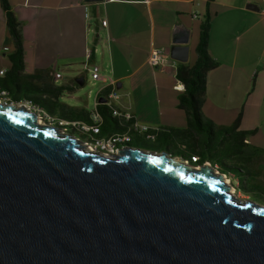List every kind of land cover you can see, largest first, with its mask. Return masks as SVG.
Returning <instances> with one entry per match:
<instances>
[{
  "label": "water",
  "instance_id": "obj_1",
  "mask_svg": "<svg viewBox=\"0 0 264 264\" xmlns=\"http://www.w3.org/2000/svg\"><path fill=\"white\" fill-rule=\"evenodd\" d=\"M188 34L172 31L178 63ZM214 168L139 148L106 158L0 105V264H264V207Z\"/></svg>",
  "mask_w": 264,
  "mask_h": 264
},
{
  "label": "crops",
  "instance_id": "obj_2",
  "mask_svg": "<svg viewBox=\"0 0 264 264\" xmlns=\"http://www.w3.org/2000/svg\"><path fill=\"white\" fill-rule=\"evenodd\" d=\"M8 3L19 25L23 74L35 78L31 83L66 86L59 85L62 74L67 78V71L75 72L76 78H83L82 72H87L88 65L99 56L103 71L92 74L112 79L116 89L123 91L117 107L131 113L134 122L151 132L186 126V114L178 107L183 90L176 79L178 62L170 58L172 31L177 25L188 29L186 63L191 66L188 61L194 64L196 60L199 24L207 14L208 54L217 67L206 76L202 116L218 130L230 127L240 115L238 130L250 133L245 150L252 155L243 161H230L231 166L244 171L228 178L234 195L245 199L252 193L247 187L250 183L264 185V0H214L209 4L207 0ZM82 4L88 9V18ZM102 21L106 27L101 26ZM154 49H162L166 57L158 68L149 64ZM13 50L0 5V79L10 69L8 56Z\"/></svg>",
  "mask_w": 264,
  "mask_h": 264
},
{
  "label": "trees",
  "instance_id": "obj_3",
  "mask_svg": "<svg viewBox=\"0 0 264 264\" xmlns=\"http://www.w3.org/2000/svg\"><path fill=\"white\" fill-rule=\"evenodd\" d=\"M212 1L214 0H207V4ZM0 5L5 13L7 31L14 46L13 52L8 56L11 65L10 69L0 79V88L7 90L12 100L29 101V103L37 106L44 113L46 112L50 118L59 119L54 121L52 118L55 126H58L56 124L59 121L67 123L81 122L92 125V119L87 110L68 107L58 102L62 92L72 90V87L76 86L75 84L72 87H53L48 84H34L31 83L35 79L34 77L23 74V49L19 25L12 13L8 0H0ZM209 28L210 18L205 14L199 24L198 42L195 48L196 60L194 64L189 66L187 63H178L176 68V79L183 86V90L179 93L178 97V107L186 114V126L183 129L177 130H158L154 135L153 141L156 143L162 139L167 142L174 140L177 142L176 146L173 150H167L173 157H181L185 161L192 163L190 165L193 167L208 162L220 174L229 178L235 177V174L237 175V173H243L244 171L231 165L228 166V161L229 163L236 160L243 161L246 157L252 155L250 154L251 152L248 153L245 150V140L250 133L238 130L240 115H238L230 127L219 128L218 130L215 129L210 121L205 120L202 116L201 107L205 96L206 76L208 72L217 67V63L208 54ZM23 78L27 80L26 83ZM106 92L105 90H101L97 94V101L103 100ZM97 111L102 118V122L95 134L92 132L81 134L71 129L70 125L63 126L66 129L64 134L74 136L77 133L82 140L107 138L112 134L129 137V142L118 146L137 145L142 143V138L146 139L147 134L139 135L136 131L134 133L125 132L127 130V123L113 118L104 105L99 104ZM130 135H132V139ZM193 158L198 159L193 161Z\"/></svg>",
  "mask_w": 264,
  "mask_h": 264
},
{
  "label": "rangeland",
  "instance_id": "obj_4",
  "mask_svg": "<svg viewBox=\"0 0 264 264\" xmlns=\"http://www.w3.org/2000/svg\"><path fill=\"white\" fill-rule=\"evenodd\" d=\"M196 27H198L197 21H196ZM165 54H169V50H166ZM191 59H192V56H191ZM101 62H102V58L99 56L96 57L94 62H92L88 65V71L82 72V76L85 79L84 85L82 87L74 86L72 90L63 91L58 102L60 104L66 105L68 107L83 108V109H85L91 113V111L93 110V107H94L96 95L101 91L102 86H103V84L101 82L93 81L91 79V75H92L93 71H96V72L98 71V74L99 75L101 74V72L103 71L99 67ZM188 63L190 65H192L193 60H189ZM104 65L105 64H103L102 66H104ZM66 75H67V78L64 74H62L61 83L59 85L64 84L66 86H68V85L73 86L74 80L76 78L75 72H74V74H68V71H67ZM0 78H1V76H0ZM125 84H126L125 88H128L127 82ZM122 93H123L122 90H117L118 95H120ZM74 136L76 138L80 137V135L77 133ZM130 136L132 137V135H130ZM247 138H249V136ZM79 140L82 141V139H80V138H79ZM141 141H142V143L137 144V147L139 149H141L143 151H150V152H156V153H163V152L167 153L168 149L173 150V148L177 144V142L174 140L167 142L164 139L159 140L156 143L153 140H148V139H144V138H142ZM154 149H155V151H154ZM187 164H189V162ZM190 164H192V163H190ZM227 164H228V166L230 165L229 161ZM195 167H198V166H195ZM247 187H248V189L252 190V193L249 194L248 197H246L244 200L255 203L258 206L264 207V185L255 186L254 184L250 183Z\"/></svg>",
  "mask_w": 264,
  "mask_h": 264
},
{
  "label": "built area",
  "instance_id": "obj_5",
  "mask_svg": "<svg viewBox=\"0 0 264 264\" xmlns=\"http://www.w3.org/2000/svg\"><path fill=\"white\" fill-rule=\"evenodd\" d=\"M104 2H115L116 0H103ZM84 10V16L85 18H88V9L85 5L82 4L81 6ZM196 18V17H195ZM101 26L102 27H106V22L102 21L101 22ZM166 62V57L163 56V50L162 49H154L151 51L150 53V58H149V64L152 68H158L161 67L164 63ZM91 78L93 80H99L101 81L103 84H105V88L103 90L107 91L106 95L104 96L103 100L104 103H100L99 101H97V99L95 100L94 103V107L93 110L91 111L92 113V125H90V127H97L99 126V124L102 122V118L100 116V114L97 111V106L99 104H102L105 106V108H107V110L109 111V113H117L118 116L121 118V120L127 122V130L125 132H133L135 130H142L145 131V133L149 136H154L156 132H151L148 127L146 126H141L139 124H137L136 122H134L133 116L131 113L126 112V111H122L117 107L118 101H119V95L117 94V89H116V83L112 80V79H104L102 77H100L97 74H92ZM178 88V86H177ZM2 93H4V95L7 96V103H0V105H11L17 108H24L25 110H27L30 113H33L36 115V118L39 120V122L41 123V125H45V126H50L52 127V125H49L45 122V120H43L42 118H40L39 115H37L36 111L32 110L31 108H27L23 106V101H14L12 100V98L9 96V93L2 91ZM79 125H82L81 122H78ZM56 125H61L62 124H56ZM90 127H87L88 129H90ZM124 132V133H125ZM62 134H63V128H62ZM117 135L112 134L111 137L106 138L105 140H112L113 137H115ZM84 148L92 153H98L101 154L102 156L106 157V158H110L111 156L117 155L120 151V148L117 149V152H106V150L102 149V143L101 145H83ZM204 164H207L208 166H210V164L208 162H205L202 164V166H204ZM201 167V166H200ZM196 169V168H195ZM199 169V168H197ZM227 183L229 184V179H227Z\"/></svg>",
  "mask_w": 264,
  "mask_h": 264
},
{
  "label": "bare ground",
  "instance_id": "obj_6",
  "mask_svg": "<svg viewBox=\"0 0 264 264\" xmlns=\"http://www.w3.org/2000/svg\"><path fill=\"white\" fill-rule=\"evenodd\" d=\"M2 91L8 93V91L3 90V89L0 88V103H7V96L4 95V93H2ZM23 106L24 107H27V108H31L32 110L36 111L37 115H39L40 118H42L43 120H45V122L47 124L52 125V127L57 128L60 133H62L63 126H66V125H70L71 126V129H74V130H76L77 132H79L81 134H84V133H87L88 134L90 132H92L93 134H95L96 131H97V127H90V125H87L85 123H82V125H79L78 122L67 123V122L59 121V122H57V124H60L61 123L62 126L61 125L55 126L54 123L52 122L53 119L50 118L46 113H44L37 106L32 105L31 103H29L27 101H23ZM110 114L112 115L113 118H115L117 120H121V118L118 116L117 113H110ZM90 118L92 119V113L90 114ZM121 121H123V120H121ZM123 122L124 123H127L125 121H123ZM36 123L39 124V125H41V123L39 122V120L37 118H36ZM87 127H90V129H88ZM65 131H66V129L63 128V134H64ZM135 131L136 132H145V131H142V130H135ZM146 138L147 139H153V136L147 135ZM105 139L104 138H101V139H94V138H92L91 140H86L85 139V140H82L80 142H81L82 145H101V143H102V149L103 150H106V152H115V150H113V148H114L115 145H117V144H125V143L129 142V137L128 136H119V135H117V136L113 137L112 140H105ZM78 140H79V138H78ZM197 159L198 158H193V161H196ZM184 163L187 165L188 162L187 161L186 162L184 161ZM193 168H196V170H200V166L193 167ZM197 168H199V169H197ZM214 171L216 173H218V171H217L216 168H214ZM222 180H223V182H225V184H227V181H226V179L224 177H222ZM230 192L233 193V191L231 189H230Z\"/></svg>",
  "mask_w": 264,
  "mask_h": 264
},
{
  "label": "flooded vegetation",
  "instance_id": "obj_7",
  "mask_svg": "<svg viewBox=\"0 0 264 264\" xmlns=\"http://www.w3.org/2000/svg\"><path fill=\"white\" fill-rule=\"evenodd\" d=\"M77 139H78V138H77ZM78 141L80 142V140H78ZM80 143H81V142H80ZM118 145H120V144L115 145L114 148H113V150H115V152H117V149H119V148H120V150L125 149V148H127V149H129V148H131V149L138 148L137 145H130V146H118ZM167 153H168L171 157H173L172 154H171L170 152L167 151ZM100 155H101V154H100ZM117 155H118V154H117ZM117 155L111 156L110 158L113 159V158H114L115 156H117ZM183 160H184V159H183ZM184 161H185V160H184ZM185 162H186V161H185ZM187 165H190V163L187 164Z\"/></svg>",
  "mask_w": 264,
  "mask_h": 264
}]
</instances>
